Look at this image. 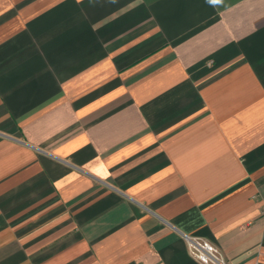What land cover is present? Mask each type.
I'll return each mask as SVG.
<instances>
[{"label": "crops", "instance_id": "crops-1", "mask_svg": "<svg viewBox=\"0 0 264 264\" xmlns=\"http://www.w3.org/2000/svg\"><path fill=\"white\" fill-rule=\"evenodd\" d=\"M264 264V0H0V264Z\"/></svg>", "mask_w": 264, "mask_h": 264}, {"label": "built area", "instance_id": "built-area-1", "mask_svg": "<svg viewBox=\"0 0 264 264\" xmlns=\"http://www.w3.org/2000/svg\"><path fill=\"white\" fill-rule=\"evenodd\" d=\"M188 250L201 264H227L223 250L209 240L194 234H184Z\"/></svg>", "mask_w": 264, "mask_h": 264}]
</instances>
